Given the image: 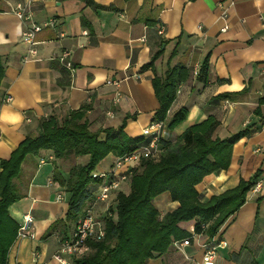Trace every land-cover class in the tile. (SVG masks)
Wrapping results in <instances>:
<instances>
[{
	"label": "crops",
	"instance_id": "0c3cea01",
	"mask_svg": "<svg viewBox=\"0 0 264 264\" xmlns=\"http://www.w3.org/2000/svg\"><path fill=\"white\" fill-rule=\"evenodd\" d=\"M19 1L0 0V161L27 135L36 134L43 119L60 120L83 105L90 130L100 131L101 140L104 129L123 122L129 137L143 138L141 130L159 108L154 72L164 75L183 65L188 76L177 88L160 140H175L209 115L219 121L214 136L220 139L251 130L233 144L227 169L205 176L195 188L204 201L259 173L261 189L248 190L245 202L217 229L216 240L224 244L217 248L214 264H264V103H259L264 97V0L35 1L32 21L53 18L56 25L36 34L37 54L28 61H22L28 46L21 33L29 22L13 12ZM224 24L227 29L221 31ZM63 50L75 66L72 74L57 60ZM158 52L154 70L145 67ZM205 58L204 80L198 72ZM60 78H68L67 84L60 85ZM109 80L115 83L107 84ZM182 108L186 118L169 129L171 116ZM115 157L108 155L95 171H108ZM86 161V156L56 159L49 150L24 158L13 180L21 197L9 206V215L18 225L29 215L33 237L15 239L8 264H58L52 255L75 224L67 219L69 169ZM114 197L113 192L108 201L93 202L102 224ZM152 203L160 215L178 206L168 192ZM196 222L179 226L190 234ZM207 237L202 233L190 239L182 250L171 245L146 264H201Z\"/></svg>",
	"mask_w": 264,
	"mask_h": 264
},
{
	"label": "trees",
	"instance_id": "16d2710c",
	"mask_svg": "<svg viewBox=\"0 0 264 264\" xmlns=\"http://www.w3.org/2000/svg\"><path fill=\"white\" fill-rule=\"evenodd\" d=\"M159 54H154L145 67L153 69ZM207 68L208 58H205L198 72L204 80ZM3 75L0 57V83ZM187 76L188 70L183 65L168 70L164 75L154 72L151 81L159 102L154 121L166 120L177 88ZM67 82L68 78L58 80L62 86ZM227 96L222 94L219 97ZM259 103H264V97L259 99ZM87 108L83 105L60 120L53 116L43 119L36 134L27 135L9 158L0 161V264H8L7 252L19 227L9 215V206L21 197L13 180L27 155L49 150L56 159L87 157L84 164H76L69 169L66 182V190L70 193L67 219L76 221L94 202L102 183L101 179L92 177L95 167L108 155H123L145 142L141 137H129L123 130L124 122L116 129H104L106 137L101 140L100 131L89 128ZM255 111L259 113L258 109ZM186 116L185 108L178 110L171 116L168 128L172 130ZM218 125L219 121L209 115L203 122L187 127L175 140H159L162 147L159 158L142 160L132 168L128 178L114 191L112 208L103 222V237L100 240L88 239L90 251L76 258L75 264H146L148 259L165 253L174 240L190 236L179 226L188 220H197L195 233H205L209 237L215 235L217 229L245 202L246 192L259 177L257 172L248 181L241 179L235 188L201 200L195 186L205 176L227 169L233 144L251 133L246 128L229 138L220 139L214 136ZM164 192H168L178 206L160 215L152 201ZM201 224H207L206 228L202 230Z\"/></svg>",
	"mask_w": 264,
	"mask_h": 264
},
{
	"label": "built area",
	"instance_id": "2783aa9c",
	"mask_svg": "<svg viewBox=\"0 0 264 264\" xmlns=\"http://www.w3.org/2000/svg\"><path fill=\"white\" fill-rule=\"evenodd\" d=\"M39 0H20L13 7V12L16 16L23 21L29 22L23 29L21 36L23 41L27 44L28 48L26 54L22 56V61L33 59L36 54L35 44L36 34L45 27H54L56 20L50 18L42 23L32 21L30 13L31 5ZM43 1V0H40ZM221 18H226V12L223 11ZM227 29L226 24L223 25L221 31ZM162 33V27L158 30ZM86 34V32H84ZM62 36V34H60ZM57 57L58 62L70 73L75 71V66L70 60V53L67 50L61 51ZM196 73V70L194 71ZM115 83L110 80L107 84ZM178 92V90H177ZM6 102L10 101V97L5 98ZM163 127V121H152L141 130V136L145 142L131 151L116 156L108 171L92 172L93 178H99L102 183L99 185L98 192L95 195L96 201H108L112 193L120 186V184L128 178L133 167L137 166L142 160L150 159L156 160L159 158L161 148H159L160 131ZM262 186V179H257L256 182L250 186L251 192H258ZM32 219L29 215L23 217V221L19 224L16 238L33 237L30 231ZM207 224H201L202 230L205 229ZM202 233H195L194 230L190 236L182 240H174L172 245L177 250H182L183 247L189 244V240L197 238ZM104 235V226L100 220L97 219L93 210V203L87 206L82 214L77 218L74 224V229L69 237H66L60 243L58 250L52 255L53 260L58 264H75V259L90 251V246L87 243L88 239L100 240ZM223 242H217L216 234L207 237L206 243L203 245V256L201 264H214L217 248L222 246Z\"/></svg>",
	"mask_w": 264,
	"mask_h": 264
},
{
	"label": "clouds",
	"instance_id": "9594fccd",
	"mask_svg": "<svg viewBox=\"0 0 264 264\" xmlns=\"http://www.w3.org/2000/svg\"><path fill=\"white\" fill-rule=\"evenodd\" d=\"M19 119V118H18Z\"/></svg>",
	"mask_w": 264,
	"mask_h": 264
}]
</instances>
